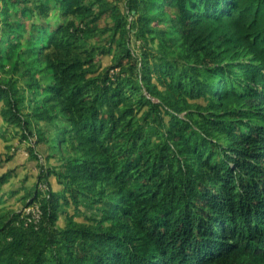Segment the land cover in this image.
<instances>
[{
  "label": "trees",
  "instance_id": "obj_1",
  "mask_svg": "<svg viewBox=\"0 0 264 264\" xmlns=\"http://www.w3.org/2000/svg\"><path fill=\"white\" fill-rule=\"evenodd\" d=\"M30 137L0 264H264V0H0V140Z\"/></svg>",
  "mask_w": 264,
  "mask_h": 264
},
{
  "label": "rangeland",
  "instance_id": "obj_2",
  "mask_svg": "<svg viewBox=\"0 0 264 264\" xmlns=\"http://www.w3.org/2000/svg\"><path fill=\"white\" fill-rule=\"evenodd\" d=\"M13 137V134L8 135L7 139ZM7 145H11L10 148ZM35 145V138L20 139L15 138L9 142L0 140V175L3 173H7L10 170H14L16 172L14 177H12L5 185H3V190L7 191L11 186L19 187L22 185V179L24 175L28 174V184L35 181V176L37 174V167L34 166L35 163L31 159V156L27 154V150L29 146ZM12 156H11V155ZM6 156H10L11 158L6 161L4 158ZM24 194V190H20L18 194L8 199L6 205L10 206L15 211L31 214L33 217L37 216V208L35 205L25 204V201H20L18 198ZM70 213L73 212L72 209L69 210ZM91 214H97L98 212H93ZM84 219L83 215H76L75 220L81 221Z\"/></svg>",
  "mask_w": 264,
  "mask_h": 264
}]
</instances>
